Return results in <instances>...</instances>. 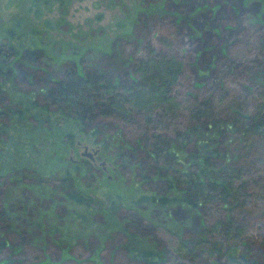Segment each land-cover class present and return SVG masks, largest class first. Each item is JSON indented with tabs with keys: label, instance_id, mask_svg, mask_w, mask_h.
I'll use <instances>...</instances> for the list:
<instances>
[{
	"label": "rangeland",
	"instance_id": "1",
	"mask_svg": "<svg viewBox=\"0 0 264 264\" xmlns=\"http://www.w3.org/2000/svg\"><path fill=\"white\" fill-rule=\"evenodd\" d=\"M34 2L0 0V44L18 52L23 48H43L46 54L34 66L20 58H12L6 65L14 72L15 84L3 89L0 109L28 99L30 95L25 91L39 90L41 80L58 78L64 60L90 59L87 51L94 49L111 57L120 51L122 62H131L143 55L146 41L156 48L157 35L165 31H171L175 55L183 61L182 73L172 90L182 105L187 107L189 101L191 104L205 96L212 98L217 88L224 87L229 96L215 110L230 114L234 101L244 105L250 102V110L257 90L262 87L255 75L262 70L260 66L264 67V47L254 37L264 35V0ZM14 20L20 26L16 29L18 38L11 40L4 30ZM132 30V40L120 39ZM249 38L254 40L247 47L244 43ZM68 44L71 47L67 48ZM124 75L121 71L116 78ZM186 107L182 114L188 110ZM33 111L39 114L37 118L27 116L22 122L9 125L4 121L0 126V209L10 215L8 222H0V238L8 243L0 252V264H138L124 253L128 242L123 227L136 235L139 249L153 250L150 241H157L154 249H163L172 233L176 239L181 229L182 235L194 233L201 218L205 219L210 212L207 205L157 209L130 204L132 196L145 193L148 182L139 187V180L129 172L123 178L95 140L76 136L70 146L60 143L59 135L69 129L70 121L65 123L51 114L46 123L42 113ZM98 128L102 138L117 134L130 141L129 131L112 120L105 119ZM224 132L219 150L228 149L230 160L237 161L233 153L236 142L245 147L246 139L241 133ZM261 145L260 150L264 151V141ZM84 146L93 161L82 155ZM125 150L128 159L136 160L132 151ZM85 161L97 168L94 175L85 174ZM252 162L256 163L255 158ZM257 164L259 169L264 168V154ZM64 170H69L77 190L101 201V206L85 208L63 199L58 189L53 191L56 178ZM146 171L149 177L154 174ZM259 175L264 178V170ZM115 196L120 197V211L103 224L101 208L108 206ZM79 235L83 237L81 244L75 242ZM201 261L200 264L220 263L219 259L209 257Z\"/></svg>",
	"mask_w": 264,
	"mask_h": 264
},
{
	"label": "trees",
	"instance_id": "2",
	"mask_svg": "<svg viewBox=\"0 0 264 264\" xmlns=\"http://www.w3.org/2000/svg\"><path fill=\"white\" fill-rule=\"evenodd\" d=\"M34 1L37 5V0ZM19 26L20 22L14 20L5 28L8 39L18 38ZM134 35L132 30L120 39L128 42ZM170 36L171 31L157 35L156 48L146 41L143 55L130 59L131 62H122L120 51L111 57L94 49L87 51L90 59L64 60L58 78L41 80L39 90L25 91L30 95L28 99L0 109V126L4 121L9 125L22 122L27 116L37 118L39 114L33 110L42 113L46 123L51 114L56 115L59 120L71 123L69 129L61 131L60 143L70 146L76 136L95 140L123 178L129 172L139 180L136 182L139 187L148 182L145 193L132 196L130 204H146L157 209L176 206L194 209L200 205L210 208L194 233L182 235L181 229L176 239V234L171 232L173 236L163 249H154L157 241H150L153 250L139 249L136 235L123 227L128 242L123 250L133 262L200 264L202 258L209 257L219 259V264H264V178L259 175L264 168L257 167L264 154L260 150L264 141V67L260 66L262 70L255 75L262 87L257 90L250 110V102L244 105L236 101L230 105V114L215 110L229 96L224 87L217 88L212 98L205 96L192 100L191 104L189 101L186 107L172 91L182 73L183 61L175 55ZM254 39L264 47L263 34ZM254 39L245 40L244 45L248 47ZM45 56L43 48H23L18 52L0 44V94L6 86L14 87V72L6 67L12 58L34 66ZM255 60L259 62L258 58ZM121 71L124 77L116 78ZM185 107L188 110L182 114ZM105 119L127 129L130 141L122 140L117 134L102 138L98 124ZM226 130L241 133L246 139L245 147L236 142L233 153L237 161L230 160L228 149L219 150V141ZM188 145H191L189 150H185ZM125 149L132 151L136 160L128 159ZM84 163L85 174L94 175L97 168L88 161ZM146 170L154 173L152 177L146 175ZM55 181L53 191L58 189L63 199L85 208L93 204L101 206V201L74 187L69 170H64ZM120 208L118 196L101 208L103 224L116 217ZM9 218L0 209V222L4 224ZM53 233L57 234L56 229ZM81 238L76 236L75 242L81 244ZM7 244V240L0 238V252Z\"/></svg>",
	"mask_w": 264,
	"mask_h": 264
},
{
	"label": "flooded vegetation",
	"instance_id": "3",
	"mask_svg": "<svg viewBox=\"0 0 264 264\" xmlns=\"http://www.w3.org/2000/svg\"><path fill=\"white\" fill-rule=\"evenodd\" d=\"M79 146H80V145L78 144V147H79ZM84 147H85V146H84ZM83 149H84V148H83ZM95 151H96V149H95ZM95 153H96V152H95ZM89 154H90V153H89ZM89 154H88V152H87L86 149H85V150L83 151V154H82V155H85L86 157L89 158L90 161H93V158H94V157L92 158V156H89ZM89 160H88V161H89ZM100 164H102V163H100ZM103 165H104V164H102V167H103Z\"/></svg>",
	"mask_w": 264,
	"mask_h": 264
},
{
	"label": "water",
	"instance_id": "4",
	"mask_svg": "<svg viewBox=\"0 0 264 264\" xmlns=\"http://www.w3.org/2000/svg\"><path fill=\"white\" fill-rule=\"evenodd\" d=\"M86 149V147H84V150ZM92 153H94L95 154V151H93ZM89 154V153H88ZM89 156H91V154H89Z\"/></svg>",
	"mask_w": 264,
	"mask_h": 264
}]
</instances>
